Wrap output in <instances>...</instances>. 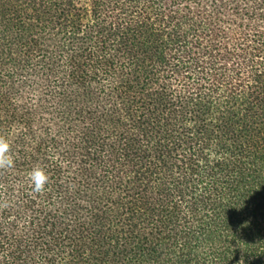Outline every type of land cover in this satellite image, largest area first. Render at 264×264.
<instances>
[{"label":"trees","instance_id":"16d2710c","mask_svg":"<svg viewBox=\"0 0 264 264\" xmlns=\"http://www.w3.org/2000/svg\"><path fill=\"white\" fill-rule=\"evenodd\" d=\"M0 136V264H264V0H0Z\"/></svg>","mask_w":264,"mask_h":264},{"label":"clouds","instance_id":"9594fccd","mask_svg":"<svg viewBox=\"0 0 264 264\" xmlns=\"http://www.w3.org/2000/svg\"><path fill=\"white\" fill-rule=\"evenodd\" d=\"M14 164L13 156L11 155V146L8 139L0 136V169L11 168ZM28 177L34 192L40 193L45 189V185L49 181V176L43 168L35 167L29 173Z\"/></svg>","mask_w":264,"mask_h":264}]
</instances>
